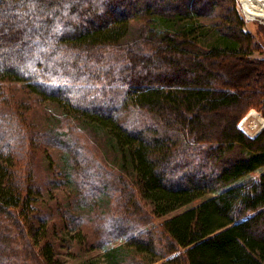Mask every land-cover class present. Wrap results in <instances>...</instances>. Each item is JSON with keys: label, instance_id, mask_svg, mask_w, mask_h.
Returning a JSON list of instances; mask_svg holds the SVG:
<instances>
[{"label": "trees", "instance_id": "1", "mask_svg": "<svg viewBox=\"0 0 264 264\" xmlns=\"http://www.w3.org/2000/svg\"><path fill=\"white\" fill-rule=\"evenodd\" d=\"M235 1L211 39V0H0V89L24 83L102 133L132 170L121 207L142 198L158 217L183 209L160 224V247L148 228L104 218L109 264H264V171L244 179L264 166V128L249 136L239 125L251 108L264 116V59L252 57L258 44ZM24 133L13 113L0 127V264H53L54 244L29 233L36 173L5 144ZM54 133L44 136L74 149Z\"/></svg>", "mask_w": 264, "mask_h": 264}, {"label": "rangeland", "instance_id": "2", "mask_svg": "<svg viewBox=\"0 0 264 264\" xmlns=\"http://www.w3.org/2000/svg\"><path fill=\"white\" fill-rule=\"evenodd\" d=\"M211 1L213 3L209 4V14L202 20L210 27L211 39H215L219 36L221 28L219 22L221 14L227 11L229 4L227 0ZM235 2L243 19L247 20L246 30L255 36V42L258 44V50L252 57L264 59V17L258 15L255 18H248L240 0ZM263 81L264 75L260 77L259 84ZM11 113L15 114L18 127L23 129L27 138L26 141L22 140L21 134H18V140L7 141L5 144L17 148L21 153V159L30 161L36 173L37 186L32 196V205L36 210L28 217L29 233L33 238L34 235L37 238L40 235L46 237L54 244L53 264H79L85 260L91 261L92 264H109L110 254L103 248L105 241L102 226L106 217L114 219L113 221L119 219L115 226L123 232L129 231L128 220L139 229L148 228V237L153 240L157 238L156 243L158 242L159 247L162 246L160 224L183 209L158 217L153 213L150 203L142 198L138 205L130 202L121 207L119 191H129L133 183V179H130L132 170L113 155L102 133L87 134L86 126L78 121L72 122L71 118L67 119L69 113L64 107L54 100L30 92L24 83H11L0 89L1 128L6 126ZM128 116V113L124 112L122 120L128 119ZM139 118L143 122L149 120L143 115ZM239 125L249 136H255L264 127L262 111L251 108ZM52 131L55 132L54 137L58 134L64 137L68 135L69 144L74 149L61 148L53 137L45 138L44 135ZM8 133L10 134L9 128ZM71 158L79 165V167L76 165L77 171L88 189L81 186L79 180L75 178L77 176L72 167L75 162L71 161ZM95 159L102 162L100 168H95ZM87 164L93 165L94 168H89ZM263 171L264 166L248 174L244 179H258ZM119 176L123 177L121 183L117 181ZM212 177L210 175L208 178ZM88 182L91 183V187L88 186ZM210 194L213 195L214 192ZM66 210L80 216L82 221L74 226L67 225L64 216ZM25 246L23 244L20 247L23 251H28V246L27 249ZM181 251L169 256L179 254ZM166 259L167 257L156 258L151 264H159Z\"/></svg>", "mask_w": 264, "mask_h": 264}, {"label": "bare ground", "instance_id": "3", "mask_svg": "<svg viewBox=\"0 0 264 264\" xmlns=\"http://www.w3.org/2000/svg\"><path fill=\"white\" fill-rule=\"evenodd\" d=\"M248 18H255L258 15L264 17V0H240Z\"/></svg>", "mask_w": 264, "mask_h": 264}, {"label": "water", "instance_id": "4", "mask_svg": "<svg viewBox=\"0 0 264 264\" xmlns=\"http://www.w3.org/2000/svg\"><path fill=\"white\" fill-rule=\"evenodd\" d=\"M261 132V131H260Z\"/></svg>", "mask_w": 264, "mask_h": 264}]
</instances>
